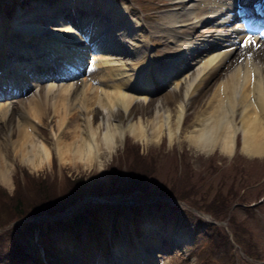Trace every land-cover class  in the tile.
<instances>
[{"label": "bare ground", "instance_id": "1", "mask_svg": "<svg viewBox=\"0 0 264 264\" xmlns=\"http://www.w3.org/2000/svg\"><path fill=\"white\" fill-rule=\"evenodd\" d=\"M250 1L256 5L261 0ZM171 2L173 8L165 10L152 30L115 0H55L34 13H17L11 21L0 17L1 81L10 76L19 90L33 86L21 69L29 64L21 65V54L42 68H49L52 57L64 69L50 73L59 82L49 83L44 93L0 99V119L18 103L22 106L10 118L17 133L7 139L21 160L32 169L51 161L52 146L37 126L48 122L50 110L59 160L89 167L104 164L126 133L142 142L160 141L166 133L173 141L181 135L191 101L195 109L184 137L198 148L232 153L240 132L246 153L264 155V28L260 42L258 19L240 11L239 0ZM200 26L206 29L196 33ZM158 31L172 43L166 59H154L149 51L151 33ZM184 57L190 60L187 66L180 62ZM79 71L85 76L71 79ZM155 85L172 89L155 100L150 96ZM141 109L147 111L136 114ZM0 146V181L11 185L6 141ZM116 251L126 264L145 263Z\"/></svg>", "mask_w": 264, "mask_h": 264}, {"label": "rangeland", "instance_id": "2", "mask_svg": "<svg viewBox=\"0 0 264 264\" xmlns=\"http://www.w3.org/2000/svg\"><path fill=\"white\" fill-rule=\"evenodd\" d=\"M53 1L0 0V17L11 21L17 13H34L37 6L41 8ZM115 1L128 5L131 16L141 18L151 30L163 20L165 10L174 6L172 0ZM243 1L239 8L247 3ZM74 12L77 14L78 10ZM48 25L53 29L50 23ZM205 29L206 26H200L196 33ZM259 41L262 42L261 37ZM148 44L154 59H166L172 50L171 41L161 31L151 33ZM247 49L243 52L251 50ZM19 57L21 65L29 62L21 69H25L33 86L19 90L20 87L9 80L10 76L3 77L6 80H0V99H29L44 93L49 83L59 82V78H53L50 73H63L64 69L52 57L47 59L49 68L34 65L36 60L24 59L23 54ZM42 58L37 62H42ZM180 62L186 66L190 64L188 57ZM84 76L79 71L71 79ZM168 77V74L163 75V78ZM24 82L25 86L29 85L21 80ZM159 87L155 85L150 95L155 100H160L172 89ZM21 109L18 103L0 119V145L6 141L4 151L12 177L11 185L0 181V199L6 194L10 204V196L19 186L22 206L26 210L29 207L27 211L31 213L8 219L0 226V264H126L119 260L117 248L121 255H137L145 262L141 264H264V155L246 153L241 148L240 132L232 153L219 147L209 151L198 148L184 137L185 125L193 119L195 102H189L181 135L173 141L166 133L156 142H142L126 133L104 164L95 163L89 167L59 160L50 130L51 110L45 116L48 122H37L52 146L51 161L32 169L21 160L14 153L12 143L7 141L9 135L14 137L17 133L11 128L10 118L18 115ZM146 111L141 109L136 114ZM136 148L144 155L138 163L152 166L149 176L141 179V185L131 187L133 172H136L132 168H139L129 167ZM119 167L121 171L117 173ZM31 177L39 181L31 183ZM68 177L78 180L76 187L80 188L71 192L72 197L75 195L74 203L65 213L66 209H60L63 199L49 192L47 186L52 182L55 186L57 182L62 192V184ZM144 182L147 187H142ZM218 188L231 198L224 217L215 216L201 206ZM182 191L187 195L179 196ZM194 202L197 205H193ZM43 203L48 209L41 208ZM31 205L35 206L32 210ZM153 227L156 231L149 232ZM183 235L185 237L180 238ZM239 238L251 240L258 249L246 248ZM130 263L139 264V261Z\"/></svg>", "mask_w": 264, "mask_h": 264}, {"label": "trees", "instance_id": "3", "mask_svg": "<svg viewBox=\"0 0 264 264\" xmlns=\"http://www.w3.org/2000/svg\"><path fill=\"white\" fill-rule=\"evenodd\" d=\"M135 151H137V152H135V155L133 157V160L130 162L129 167L132 168L135 166V167H139V168H132L136 172H133V173H135V175L132 179V183H130L131 187L137 186L141 182L142 178L146 179L147 176H149V170L151 169V166H152V164H150L149 166L148 165H140L138 163V160L139 159L143 160L144 155H142L140 153V151H138L137 148L135 149ZM120 169H121V167H119L117 169V173H118V171L119 172L121 171ZM31 178H32V179H30L31 183H36L39 181L37 179H34V177H31ZM41 180H43V179H41ZM77 181L69 179V177L66 178L64 180V183L62 184V192L59 191L60 189H59V185L57 184V182H56L55 186H53V182L51 183V185L49 184V186H47V187H49V192L51 191L52 194L55 193L58 198L63 199V206L60 208L61 211L63 209H66L69 205L74 203L73 197L75 195L72 197L71 192H74L75 190H78L80 188V187H76ZM140 185H141V183H140ZM144 186L147 187V183L145 184V182H144L142 187H144ZM120 189H121V187H120ZM21 192L22 191H21V188L19 186L15 188V193H13L10 196V199H12V202H10V204H9V201L8 202L6 201V198H7L6 194L5 195L2 194V196L4 198L0 199V226L3 225L4 223H6L7 221H9L8 219H13L16 216H22L25 213H31V212L27 211L29 209V207H27V210H26L22 206L23 203L21 202L20 197H19ZM93 193H101V191H94ZM186 195L187 194H185L184 191H182L181 195H179V196L184 197ZM5 196H6V198H5ZM230 199H229L227 194H223V191L220 188H218L215 191L214 196L208 202L205 199V203L201 206H203V208H205L206 210H210L213 213V215H215V216L224 217L226 215L225 212H226V209L229 205L228 203H230L229 202ZM193 205H197V203L194 202ZM30 207H31V210L35 208L34 205H31ZM197 207L200 208V204H198ZM41 208L48 209L47 206H45V203H43V207H41ZM227 211H228V209H227ZM239 239H240L239 240L240 242L244 243L246 248L251 249L253 247V250H254V247H255V250L258 249L257 244L252 242L251 240L248 241V240L244 239L241 241V238H239Z\"/></svg>", "mask_w": 264, "mask_h": 264}, {"label": "water", "instance_id": "4", "mask_svg": "<svg viewBox=\"0 0 264 264\" xmlns=\"http://www.w3.org/2000/svg\"><path fill=\"white\" fill-rule=\"evenodd\" d=\"M97 200H101V199H99L98 197H95ZM103 200V199H102ZM76 207H78V206H74V208H76ZM67 212V210L65 211V213Z\"/></svg>", "mask_w": 264, "mask_h": 264}, {"label": "snow or ice", "instance_id": "5", "mask_svg": "<svg viewBox=\"0 0 264 264\" xmlns=\"http://www.w3.org/2000/svg\"><path fill=\"white\" fill-rule=\"evenodd\" d=\"M248 39H249V42H251V37H249Z\"/></svg>", "mask_w": 264, "mask_h": 264}]
</instances>
